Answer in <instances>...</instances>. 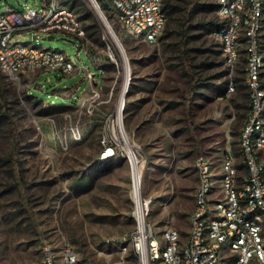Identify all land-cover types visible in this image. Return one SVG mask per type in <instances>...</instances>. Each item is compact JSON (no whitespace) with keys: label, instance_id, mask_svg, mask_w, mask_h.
<instances>
[{"label":"rangeland","instance_id":"obj_1","mask_svg":"<svg viewBox=\"0 0 264 264\" xmlns=\"http://www.w3.org/2000/svg\"><path fill=\"white\" fill-rule=\"evenodd\" d=\"M103 1L98 0L130 67L122 113L144 165L148 220L160 235L175 228L186 238L199 182L195 161L206 156L218 171L224 151L239 142L249 112L242 69L230 75L213 34L218 0L199 1L187 53L179 30L187 0H172L177 12L155 45L134 36L117 21L110 0ZM44 3L0 0V16L10 8L43 10ZM59 3L78 15L83 41L67 33L36 39L30 32L16 41L65 52L98 85H91L84 70L13 78L0 69V264H42L44 247L58 259L71 248L83 264H136L129 245L135 228L131 169L123 141L111 134L125 83L120 49L89 0ZM94 23L101 26L98 43L96 36L89 38ZM108 44L116 61L106 56ZM236 79L238 90L221 98ZM94 88L101 93L95 98ZM109 145L115 154L103 157Z\"/></svg>","mask_w":264,"mask_h":264},{"label":"built area","instance_id":"obj_2","mask_svg":"<svg viewBox=\"0 0 264 264\" xmlns=\"http://www.w3.org/2000/svg\"><path fill=\"white\" fill-rule=\"evenodd\" d=\"M110 5L117 21L134 36L150 45L158 43L168 23L165 0H110ZM217 15L221 28L215 37L220 53L230 75L242 69L249 112L239 142L234 145L229 141L218 171L208 157L196 159L199 182L186 238L175 228L160 235L149 222L150 201L143 194L142 170L138 182L147 206L137 215L132 193L135 228L129 240L136 264H264V0H218ZM26 32L36 39L42 34L67 33L83 41L86 31L74 9L59 0H45L43 10L10 8L3 13L0 69L13 78L35 71L72 74L84 70L91 85H98L95 75L88 68L76 67L65 52L17 42L16 36ZM113 48L108 44L106 54L116 61L118 54ZM96 88L94 98L101 94ZM237 90L238 83L231 80L226 92ZM115 150V146H107L103 157L113 156ZM124 150L133 192L136 179L129 153ZM138 161L141 166L140 158ZM42 264L83 263L71 248L58 259L44 247Z\"/></svg>","mask_w":264,"mask_h":264},{"label":"bare ground","instance_id":"obj_3","mask_svg":"<svg viewBox=\"0 0 264 264\" xmlns=\"http://www.w3.org/2000/svg\"><path fill=\"white\" fill-rule=\"evenodd\" d=\"M89 1H90V3L92 2L91 5L94 8L97 15L99 16V18L102 19L106 23L107 30H108L110 36L113 38V40L115 42H118V39L115 35V32L112 29V26L110 25L111 23H109L108 18L106 17L104 11L101 8L100 2L97 1V3L95 4V3H93V0H89ZM118 46H120L119 43H118ZM121 60H123V63H124L123 65H124L125 83H124V87H123V90L121 93L119 105H117V108H116V117L114 118V120H111V123L112 124L114 123L112 130H111V134L113 136H115V138H116V136L121 138V140L123 141L124 147L126 148V150L129 153L130 161H131L132 168H133V173H134L135 179H136L134 189L132 192V193H134L133 198H134V201L136 204V213H137V215H142V210H145L147 205H145V203L142 202V190H140L138 180L140 179L144 165L141 164V166H140V163L138 161L139 158L137 156V153H135L136 151L134 149L137 147H133L130 144L127 131L124 129L125 127H124V120H123V113H122V110L124 109V107L122 109V105L124 103V99L126 98L125 96H126V92L128 89L129 82H130L129 81L130 67H129V63L127 60V56L123 51V47H121ZM112 124H111V126H112Z\"/></svg>","mask_w":264,"mask_h":264},{"label":"trees","instance_id":"obj_4","mask_svg":"<svg viewBox=\"0 0 264 264\" xmlns=\"http://www.w3.org/2000/svg\"><path fill=\"white\" fill-rule=\"evenodd\" d=\"M102 1V5L104 4L105 1L103 0H100ZM199 1L200 0H187L186 1V4L187 6L184 8L183 10V15H182V19L180 20V36H181V42H180V45L181 47H183L185 44H186V41L189 39V32L191 31L192 29V20H193V13L195 11V9L198 7L199 5ZM108 3H105V6L108 8ZM165 11H166V14L168 16V23H167V26L169 24V21L171 19V17L177 12V7L175 5H173L172 3V0H165ZM218 11V5H217V8H216V12ZM167 26H166V29H167ZM220 25L219 23L216 25L214 31H213V34L215 35L219 30H220ZM165 29V30H166ZM90 31L93 30V33L92 34H89V38H93L96 36V39H95V42H101L102 40V36H101V26L98 24V23H94V25H92L90 28H89ZM182 52L183 53H187V49L185 48V46L182 48ZM90 59L92 60L91 58V55L88 53ZM107 56V54H106ZM188 57V55H185ZM101 69V68H100ZM235 82L238 83L237 79L235 80ZM229 85V84H228ZM239 88V86H238ZM226 92V91H225ZM224 93H221L220 96H224ZM28 96L31 97V98H36V100L41 103L43 102L42 100L38 99L37 97L29 94L28 92ZM60 106H67V105H60ZM125 110H126V107H125ZM17 170V169H15ZM16 178L18 179V174H15ZM18 185L19 182H18Z\"/></svg>","mask_w":264,"mask_h":264},{"label":"water","instance_id":"obj_5","mask_svg":"<svg viewBox=\"0 0 264 264\" xmlns=\"http://www.w3.org/2000/svg\"><path fill=\"white\" fill-rule=\"evenodd\" d=\"M92 3V2H91ZM93 3H95L94 1H93ZM96 4V3H95ZM101 21H102V23H103V25L105 26V28L107 29V25H106V23L101 19ZM117 45H118V43L120 44V53H121V47H122V44L119 42V40H118V42H115ZM124 51V50H123ZM125 53V52H124ZM129 81H130V77H129ZM123 107H124V103H123V105H122V109H123Z\"/></svg>","mask_w":264,"mask_h":264},{"label":"crops","instance_id":"obj_6","mask_svg":"<svg viewBox=\"0 0 264 264\" xmlns=\"http://www.w3.org/2000/svg\"><path fill=\"white\" fill-rule=\"evenodd\" d=\"M87 50V49H86ZM87 53H88V51H87ZM92 61V60H91ZM92 63H93V61H92ZM96 68H98V67H96ZM98 69H100V68H98ZM104 71V70H103Z\"/></svg>","mask_w":264,"mask_h":264}]
</instances>
